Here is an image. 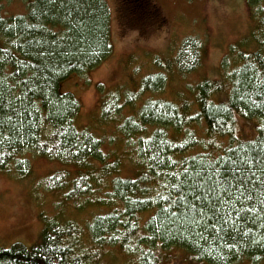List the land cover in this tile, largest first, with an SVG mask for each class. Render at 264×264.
Here are the masks:
<instances>
[{
  "label": "trees",
  "instance_id": "16d2710c",
  "mask_svg": "<svg viewBox=\"0 0 264 264\" xmlns=\"http://www.w3.org/2000/svg\"><path fill=\"white\" fill-rule=\"evenodd\" d=\"M3 1L7 0H0V172L16 171L23 178L31 172L32 156L73 167L75 176L67 170L55 173L48 178V187L67 190V199L75 204L85 198L102 212L87 225L46 228L31 247L0 248V264H102L104 253L112 249L135 264H161L174 249L197 264L264 263V213L259 206L245 220L231 221L236 226L228 236L217 239L222 234L211 229L201 239L185 231L187 221L170 215L175 206L161 199L169 195L165 185L170 186L174 175L182 174L194 160L207 165L227 160L232 150L264 147V126L256 127L253 140L240 138L235 130L238 118L264 120V107L257 108L264 106V95L238 91L245 68L250 78L255 73L264 85V0H247L261 35L256 37L259 49L232 53L233 66L229 57L223 61L225 87L218 84L221 80H204L194 87L196 106L182 108L150 97L117 127L115 135L131 142L137 138L133 152L140 174L135 179L121 177L118 162L109 161L111 156L104 151L108 140L76 127L81 102L61 89L62 83L96 70L112 55L106 0H29L25 15L8 17L3 15ZM131 4L136 9L143 5L141 0ZM181 46L174 68L186 76L202 62L203 45L188 39ZM166 83L165 74L157 73L143 82V90L159 93ZM226 91L227 100L217 104L214 97ZM138 98L130 95L128 104ZM112 102H104V124L118 112ZM193 107L196 114H190ZM201 124L204 138L194 129ZM106 188L107 195L94 198ZM258 195L264 200V193Z\"/></svg>",
  "mask_w": 264,
  "mask_h": 264
},
{
  "label": "rangeland",
  "instance_id": "374dc122",
  "mask_svg": "<svg viewBox=\"0 0 264 264\" xmlns=\"http://www.w3.org/2000/svg\"><path fill=\"white\" fill-rule=\"evenodd\" d=\"M140 9L131 0H106L111 13L113 53L96 70L84 75H74L62 83L63 92H70L81 102L82 111L76 120L80 130L88 129L110 144L104 151L109 161H117L123 178L135 179L140 174L136 167L134 143L115 130L126 116H133L148 98L166 100L180 108L190 103L196 106L198 92L194 90L204 80L218 81L222 87L224 77L222 63L228 57L232 66L236 63V51L253 52L259 49L258 23L251 19L247 0H141ZM29 0L2 2L3 15H25ZM138 10V11H134ZM254 21V22H253ZM188 39L203 45L202 62L192 74L183 76L174 68L181 45ZM171 64V67H169ZM163 73L166 86L159 93L143 90V82L150 76ZM130 95H139L135 104H128ZM228 92L216 95L214 100L222 104ZM104 98V99H103ZM118 109L113 120L104 124V102ZM193 107L190 114H196ZM264 126V120L248 121L238 118L235 124L237 136L255 139L256 127ZM205 137L204 124L194 126ZM114 135L115 140H110ZM173 136L180 137L175 132ZM31 172L21 177L16 171L0 172V248L9 249L14 244L31 247L38 243L46 228L87 225L102 211L83 198L76 204L67 199V190L48 187L50 176L67 170L75 176V168L38 156L31 158ZM99 167V166H98ZM110 180L107 181V185ZM98 191V189H95ZM108 188L96 192L94 198L107 195ZM161 264H197L188 260L181 250H172ZM102 264H135L134 260L118 250H108ZM206 264V263H203ZM240 264H253L249 261ZM264 264V263H261Z\"/></svg>",
  "mask_w": 264,
  "mask_h": 264
},
{
  "label": "snow or ice",
  "instance_id": "6c2138e0",
  "mask_svg": "<svg viewBox=\"0 0 264 264\" xmlns=\"http://www.w3.org/2000/svg\"><path fill=\"white\" fill-rule=\"evenodd\" d=\"M238 84V91L254 90L257 96L264 95L260 77L253 73L250 78L247 68L240 75ZM255 103L253 100L252 104ZM260 107L264 106H257ZM165 187L169 188V195L161 199L175 206L170 215L187 221L185 231L203 239L205 232L215 229L217 234H222L216 238L222 239L235 228V223L230 225L231 221L245 220L249 213H256L258 206L264 213V206H261L264 200L258 195L264 193V147L249 145L242 153L232 150L227 160L207 165L197 164L194 160L182 174L174 175L170 186ZM173 195L175 199H172Z\"/></svg>",
  "mask_w": 264,
  "mask_h": 264
}]
</instances>
